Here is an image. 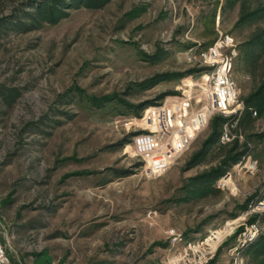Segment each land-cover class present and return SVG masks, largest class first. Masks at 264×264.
<instances>
[{"label": "rangeland", "instance_id": "374dc122", "mask_svg": "<svg viewBox=\"0 0 264 264\" xmlns=\"http://www.w3.org/2000/svg\"><path fill=\"white\" fill-rule=\"evenodd\" d=\"M256 8L264 0H0V264H258L250 245L231 251L244 231L264 233V117L245 105L264 82V41L248 48L264 10L239 21ZM204 51L235 86L206 118L193 114L207 103ZM183 94L188 125L145 161L134 147L147 111Z\"/></svg>", "mask_w": 264, "mask_h": 264}, {"label": "built area", "instance_id": "2783aa9c", "mask_svg": "<svg viewBox=\"0 0 264 264\" xmlns=\"http://www.w3.org/2000/svg\"><path fill=\"white\" fill-rule=\"evenodd\" d=\"M214 51H204L201 53L200 59L206 62L211 63V67L207 72L203 73L201 82L197 84L199 88L203 91V93L207 97L206 105L202 106L200 111L194 112L193 114L197 117L198 112H201L203 116L206 118L210 114L219 111V108H224V104L229 102L235 95L234 91V83L231 80L230 73L228 72L227 62L224 59L218 62H212L214 59L213 55ZM191 59V58H190ZM222 60H224L222 62ZM211 61V62H210ZM222 62V63H221ZM208 64V63H207ZM213 64V65H212ZM197 100V99H195ZM193 97L188 94H183L180 98L171 97L160 106H154L147 111L145 116L144 123L149 128L148 134L138 137L137 145L134 147L136 151L139 152L146 161V157H153L157 154H162L161 144L167 143L172 146V141L174 138L179 137L183 133V125L184 117L190 113L193 106ZM195 117L191 118L189 122L192 121ZM205 122V121H204ZM188 125V124H186ZM185 127V126H184ZM182 129V130H180ZM167 152L169 155L170 162L179 154L177 153L173 147L170 148ZM144 149H148L146 155L144 156L142 152ZM147 168L150 167L151 172H158V170H154V164L152 165L146 162ZM163 171V170H162ZM257 205L256 209H259L264 206L263 201H258L255 203ZM261 230L259 228H255L253 230L249 229L243 232L242 236L238 237V244L234 246L231 251H242L244 248L253 243L258 236L261 234ZM222 231L213 230L210 232L206 239V245H210L213 243ZM239 254V253H237ZM193 257L195 256V251H192ZM187 257L188 262L191 263V259L189 258V254L184 250V257ZM195 264V258H192ZM172 264H179L172 263Z\"/></svg>", "mask_w": 264, "mask_h": 264}, {"label": "trees", "instance_id": "16d2710c", "mask_svg": "<svg viewBox=\"0 0 264 264\" xmlns=\"http://www.w3.org/2000/svg\"><path fill=\"white\" fill-rule=\"evenodd\" d=\"M260 10H264L263 8H256L254 9V11H252L251 13H249V15L245 16V18L241 17L239 18V21H242L244 19H246V17H250V16H254L257 15ZM214 17H212V21H213ZM264 34V29L261 30L260 34L256 35L255 37H253L249 43H248V48H251L252 44L253 45H261L263 44L262 42L264 41L263 35ZM212 42V39L208 42L210 43ZM207 43V44H208ZM245 105L246 107H252L256 113L261 116L264 117V82L260 83V85L253 91L251 92L247 98L245 99ZM251 116V110H246L245 111V115L243 116L242 121H246L248 118H250ZM218 120H223L220 117H217ZM214 134H216V131L213 130V134L210 138H212L214 136ZM264 137V133H261V135ZM239 157L236 155L235 157H233V160L236 161ZM213 172L207 173L205 175L206 180H208L209 178H213L215 176H218L219 174H221V169H213ZM247 252H251L252 255H254L256 258L259 256L261 257V260H259L258 264H264V233L262 235H260L253 243L250 244V246L247 249Z\"/></svg>", "mask_w": 264, "mask_h": 264}]
</instances>
